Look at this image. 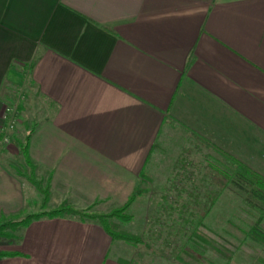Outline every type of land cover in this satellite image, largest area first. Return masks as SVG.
Listing matches in <instances>:
<instances>
[{
    "label": "crops",
    "instance_id": "0c3cea01",
    "mask_svg": "<svg viewBox=\"0 0 264 264\" xmlns=\"http://www.w3.org/2000/svg\"><path fill=\"white\" fill-rule=\"evenodd\" d=\"M19 88L48 208L120 206L160 135L177 136L178 161L193 146L218 188L210 177L231 175L233 159L264 176V0H0V111ZM11 161L20 151L2 148L4 217L40 207ZM15 235L0 264H122L119 239L72 213Z\"/></svg>",
    "mask_w": 264,
    "mask_h": 264
},
{
    "label": "rangeland",
    "instance_id": "374dc122",
    "mask_svg": "<svg viewBox=\"0 0 264 264\" xmlns=\"http://www.w3.org/2000/svg\"><path fill=\"white\" fill-rule=\"evenodd\" d=\"M16 91L22 89H15L10 101L14 100ZM22 93L25 98V92ZM21 114L19 112L20 122L12 132L18 150L16 131L20 132L21 141L34 123ZM170 143L168 138L159 136L155 151L134 188L138 192L134 191L126 208L131 218L128 221L112 218L117 229L141 240L135 245L117 240L111 247L115 258L122 264H264V242L254 241L238 230L256 226L264 231V201L250 194L247 186L228 183L218 188L211 184L208 177L199 176V162L194 159L200 156H195L193 146L185 144L187 151L183 157L186 159L178 161L177 136L173 144ZM11 163L21 177L29 174L23 162ZM45 180L41 179L42 185ZM207 196L214 201L209 203ZM59 204L75 207L67 202ZM39 208L32 206L31 209L38 211ZM75 208L108 211L97 210L94 204ZM203 210L205 213L200 216ZM23 215L9 217L17 219ZM17 229L12 230L14 234ZM8 239L12 238L2 237L0 241Z\"/></svg>",
    "mask_w": 264,
    "mask_h": 264
},
{
    "label": "trees",
    "instance_id": "16d2710c",
    "mask_svg": "<svg viewBox=\"0 0 264 264\" xmlns=\"http://www.w3.org/2000/svg\"><path fill=\"white\" fill-rule=\"evenodd\" d=\"M29 132H26L23 140H17L19 143V151L21 153L23 163L29 168V174L24 175L27 180L40 192V208L38 211L25 213L22 217L13 219L10 217L0 216V238H14L16 235L13 233L17 227L26 225L30 220L41 217H53L60 216L66 213L75 214L81 219L95 220L103 228V230L113 239H119L125 242L135 245L140 242V238L133 234L124 232L115 227L112 222V218L120 221H128L131 218V214L126 211V208L130 204L134 197V189L127 197L125 202L120 206L111 208L107 212L87 211V208H75L71 205L59 204L56 207L45 208L49 195V181L46 178L44 185L41 184V179L34 175V165L29 159L27 151V141ZM235 163L234 169L230 172L231 175L224 174L223 176H211L210 180L220 187L226 185L227 182H231L238 187L247 186V190L256 199L264 201V176L257 171L251 169L247 165L233 159ZM18 172V171H17ZM19 173V172H18ZM22 173V172H21ZM24 174V173H22ZM138 192V191H137ZM209 203L213 201L212 197L207 196ZM205 211H201L200 216H203ZM238 228V227H236ZM244 235L248 236L254 241L264 242V231L256 226L250 227L248 230L239 229ZM16 252L2 251L0 250V256L15 254ZM215 264V263H214Z\"/></svg>",
    "mask_w": 264,
    "mask_h": 264
},
{
    "label": "built area",
    "instance_id": "2783aa9c",
    "mask_svg": "<svg viewBox=\"0 0 264 264\" xmlns=\"http://www.w3.org/2000/svg\"><path fill=\"white\" fill-rule=\"evenodd\" d=\"M21 92V93H20ZM24 99L22 91H18L15 94V98L12 101L5 102L0 111V150L2 148H7L11 145L18 148L16 144H14L12 139V135L16 130L17 124H19V110L18 103H21ZM13 132V133H12Z\"/></svg>",
    "mask_w": 264,
    "mask_h": 264
}]
</instances>
